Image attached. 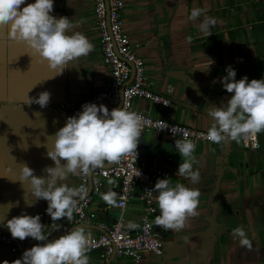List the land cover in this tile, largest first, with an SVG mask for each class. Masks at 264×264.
<instances>
[{"label": "crops", "instance_id": "1", "mask_svg": "<svg viewBox=\"0 0 264 264\" xmlns=\"http://www.w3.org/2000/svg\"><path fill=\"white\" fill-rule=\"evenodd\" d=\"M33 2L26 0V3ZM123 2V26L132 41L138 43L146 83L149 89L166 93L170 99L169 106H161L135 98L131 105L133 110L191 128L209 129L212 118L207 115V108L223 107L231 96L221 83V78L227 76L228 66L235 70L237 80L243 76L249 80L264 78V0ZM193 8L206 11L191 20ZM50 14L56 18L66 16L75 25L69 31L81 32L94 47L80 61L70 62L62 74L55 75V70L50 69L43 58L22 42L10 39L6 27L0 28V219H3L0 233L9 231L6 220L13 216L22 213L44 216L46 200L40 199L32 206L25 202L28 185L25 182L23 186L17 180L19 164L26 162L36 176L46 178L43 169L55 165L47 156L45 145L51 147V135L65 124L67 117L77 115L27 104L29 97L36 98L40 92L48 91L49 102L87 100L108 79V70L101 63L91 0H54ZM205 16L216 21L210 28L213 34L208 37L198 27ZM256 137L255 148H243L240 141L232 140L197 144L194 156L198 163L193 165V170L199 169L200 182L193 184L190 179L176 174L179 163L185 159L176 148L178 138L142 131L138 143L140 158L148 167L167 171V177L159 178L169 179L173 186L182 183L199 189L198 215L189 217L179 231L164 230L154 225L155 217L160 214L155 200L156 211L151 222L163 240V255L157 257L142 252L137 262L123 260L121 263L264 264V132ZM217 169L220 175L216 189ZM77 180L78 174L70 175L65 182L75 186ZM60 183L62 181L58 180L57 184ZM110 189L116 192L110 180H102L98 194L92 195L88 184L86 196H91L88 210L95 217L85 223L74 222L73 216L71 220L55 221L61 228L52 235H63L75 227H83L87 235H96L102 232L101 224L109 225L120 214L127 227L137 225L141 212L137 189L122 210L101 198V194ZM28 195L34 199L30 193ZM9 203L13 205L10 209ZM41 222L43 224V217ZM214 224L219 229L210 234L188 235ZM237 227H242L252 241L251 250L240 246L239 237L233 236V229ZM30 239L26 238L23 243ZM37 243L42 242L34 240L32 246ZM9 251L0 244V264L5 261L12 264L21 258ZM87 255L89 264H108L111 259L105 258L100 249H90Z\"/></svg>", "mask_w": 264, "mask_h": 264}, {"label": "clouds", "instance_id": "2", "mask_svg": "<svg viewBox=\"0 0 264 264\" xmlns=\"http://www.w3.org/2000/svg\"><path fill=\"white\" fill-rule=\"evenodd\" d=\"M53 10L54 0H34L33 3H26V0H0V28L6 27L10 39L25 44L43 58L50 69L55 70V75H60L70 62L80 61L94 46L81 32L69 31L75 25L66 16L56 18L51 15ZM205 11L193 8L189 19L196 20ZM215 23L214 18L205 16L198 27L208 37L213 34L210 28ZM188 40L191 42L190 36ZM226 71L227 76L221 78V83L231 96L223 107L207 108L212 123L205 138L215 144L226 139L239 142L242 138L264 132V78L249 80L243 76L237 80L231 66ZM50 96L48 91H42L36 98L29 97L27 104L47 107ZM144 123L140 113L125 107L109 110L103 104L82 105L77 115L67 117L65 124L51 135L52 146L45 145L47 156L55 165L43 169L46 178L36 176L26 162L19 164L17 180L23 186L25 182L28 185L26 204L32 206L40 199L46 200V212L52 222L65 218L71 220L79 201L86 198V189L83 186H70L65 181L70 175H87L102 168L105 162L117 163L126 155L136 158ZM166 127L164 125L161 129ZM175 145L185 158L179 163L176 174L190 179L193 184L199 183V169L193 170V165L198 163L194 156L195 143L185 135L183 140H176ZM62 160L64 163H61ZM135 175L139 176L140 172ZM58 180L62 183L57 184ZM152 191L157 193L154 198L160 210L154 220L155 226L179 231L189 217L198 215L199 189L186 187L182 183L173 186L169 179L158 178L154 188L149 190V195ZM29 193L34 199L29 198ZM116 196L117 193L111 189L101 194L107 204L114 206L117 203ZM8 205L9 209L13 206L11 203ZM6 227L13 238L23 241L31 237L42 242L26 249L22 258L14 260L12 264H89V240L83 227L72 228L50 241L48 237L51 233L45 235L39 214L13 216L6 220ZM128 227L136 228L138 225L133 223ZM60 228V225L54 224V231ZM233 236L239 237L240 246L252 249V241L242 227L233 229ZM5 264L8 262L5 261Z\"/></svg>", "mask_w": 264, "mask_h": 264}, {"label": "built area", "instance_id": "3", "mask_svg": "<svg viewBox=\"0 0 264 264\" xmlns=\"http://www.w3.org/2000/svg\"><path fill=\"white\" fill-rule=\"evenodd\" d=\"M91 3L101 63L108 70V79L103 87L87 100L63 99L49 102L47 106L60 112L77 114L82 110V105L86 103H95L97 106L103 104L109 110L125 107L144 117L145 123L142 131L168 135L176 137L178 140H183L186 135L195 145L202 142L213 143L205 138L208 129L191 128L183 123L152 117L131 108L132 100L135 98L161 106H169L170 99L166 93L152 91L146 83L145 65L138 52V43L132 41L123 26V0H91ZM131 72L132 78L127 82ZM121 86L123 87L120 94ZM119 97L120 103H118ZM118 104L119 106L116 107ZM164 125L167 127L161 129ZM256 142V136L240 140L243 148H255ZM136 152V158L134 155H126L119 162L109 163L87 175L78 173V180L74 186L76 188L83 186L86 189L90 184L91 194L96 195L99 192L101 181L110 180L117 192L115 206L120 210L124 208L134 190L137 189V198L141 205L138 227L133 230L129 229L120 214L109 225L101 224V233L87 235L90 249H100L105 258L111 257L108 264H122L123 260L137 262L140 260L142 252H149L157 257L163 255V240L151 222V216L156 211L155 191L149 195V190L154 188L157 178L167 177L168 172L160 168L148 167L146 162L140 158L139 145ZM138 171L140 175L136 176ZM90 201V195L79 201L73 213L74 222L85 223L95 217L94 213L88 210ZM39 215L41 218L43 217L42 213ZM54 224L51 220L47 221L45 235L57 232L54 231ZM0 244L8 247L11 253L19 254L22 258L25 251L24 243L18 238H13L9 231L0 233Z\"/></svg>", "mask_w": 264, "mask_h": 264}, {"label": "water", "instance_id": "4", "mask_svg": "<svg viewBox=\"0 0 264 264\" xmlns=\"http://www.w3.org/2000/svg\"><path fill=\"white\" fill-rule=\"evenodd\" d=\"M106 13H107V8H106ZM106 21H107V15H106ZM131 78H132V72L130 73V76H129V79L127 80V82H129L130 80H131ZM127 82H125V83H127ZM123 86H124V84H123ZM123 86H121L120 88H119V93L121 94V90H122V87ZM118 103H120V97H119V102ZM119 106V104L116 106V107H118ZM48 107V106H47ZM226 140H228V139H226ZM225 140V141H226ZM219 159V158H218ZM226 160H227V158H225L224 159V161L226 162ZM221 162H217V165H219ZM216 182H215V188L217 189V186H218V181H219V175H220V170L219 169H217V171H216ZM215 189V190H216ZM214 200V196L212 197V201ZM47 208V207H46ZM48 219H49V215L47 214V212H46V209H45V212H44V216H43V225H44V228L46 227V224H47V221H48ZM210 223H211V221H210ZM219 229V226H217L216 224H214L213 225V227L212 226H210V227H207V228H205L204 230H202V231H200V232H196V233H192V234H188V235H190V237L192 236H202V235H207V234H210L211 232H212V230H218ZM57 236H59V235H51L49 238H48V240L50 241V240H52V239H54V238H56ZM34 238H31L30 240H28L25 244H24V248H25V250L26 249H28V248H30V247H32V244H33V242H34ZM4 248H6L7 250H8V248L6 247V246H3ZM10 252V251H9ZM11 253V252H10ZM12 254V253H11Z\"/></svg>", "mask_w": 264, "mask_h": 264}]
</instances>
